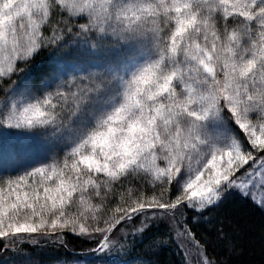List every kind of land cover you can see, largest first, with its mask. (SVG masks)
I'll return each instance as SVG.
<instances>
[{
  "label": "snow or ice",
  "instance_id": "obj_1",
  "mask_svg": "<svg viewBox=\"0 0 264 264\" xmlns=\"http://www.w3.org/2000/svg\"><path fill=\"white\" fill-rule=\"evenodd\" d=\"M0 264H264V0H0Z\"/></svg>",
  "mask_w": 264,
  "mask_h": 264
},
{
  "label": "trees",
  "instance_id": "obj_2",
  "mask_svg": "<svg viewBox=\"0 0 264 264\" xmlns=\"http://www.w3.org/2000/svg\"><path fill=\"white\" fill-rule=\"evenodd\" d=\"M251 219L258 221V217H255V216L251 217ZM52 255H54V253ZM41 258L44 260H49L50 256L45 255V256H42Z\"/></svg>",
  "mask_w": 264,
  "mask_h": 264
}]
</instances>
